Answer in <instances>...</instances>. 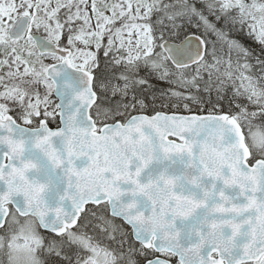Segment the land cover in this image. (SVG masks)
<instances>
[{
  "label": "snow or ice",
  "instance_id": "1",
  "mask_svg": "<svg viewBox=\"0 0 264 264\" xmlns=\"http://www.w3.org/2000/svg\"><path fill=\"white\" fill-rule=\"evenodd\" d=\"M0 264H264V0H0Z\"/></svg>",
  "mask_w": 264,
  "mask_h": 264
}]
</instances>
